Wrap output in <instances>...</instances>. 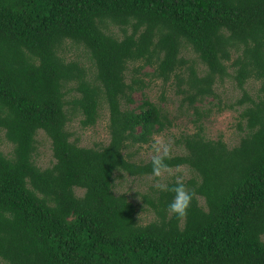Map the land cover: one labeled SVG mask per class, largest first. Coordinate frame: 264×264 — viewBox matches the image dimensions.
Instances as JSON below:
<instances>
[{"label": "trees", "instance_id": "obj_1", "mask_svg": "<svg viewBox=\"0 0 264 264\" xmlns=\"http://www.w3.org/2000/svg\"><path fill=\"white\" fill-rule=\"evenodd\" d=\"M225 78L234 100L217 91ZM152 81L158 101L143 94ZM103 105L108 142L70 140L68 124L93 126ZM225 110L237 112L233 145L206 134ZM180 116L192 128L166 163L189 173L186 214L168 209V187L116 193L123 174L154 175L139 150ZM0 142V264H264V0H0Z\"/></svg>", "mask_w": 264, "mask_h": 264}, {"label": "rangeland", "instance_id": "obj_2", "mask_svg": "<svg viewBox=\"0 0 264 264\" xmlns=\"http://www.w3.org/2000/svg\"><path fill=\"white\" fill-rule=\"evenodd\" d=\"M69 49V56H72L75 53H78V49L74 45L68 46ZM80 50V49H79ZM84 60V56H82ZM259 83L256 80H249L246 84L247 89L251 94H254L258 90ZM168 88V87H166ZM216 88L218 93L223 97L226 101L228 99L234 100L235 98L239 97L240 90L236 85L233 83L231 78H225L224 81L217 82ZM162 90L161 82L160 81H152L148 87L143 90V94L147 95L148 98L154 101H158L160 98V92ZM142 93L136 91L133 93V98L135 103L131 106H135L140 103L142 98ZM166 108L172 112L173 115L180 114L181 109L179 107L178 98L173 94L172 91H167L166 94ZM211 101V98L209 99ZM207 104V102L203 103ZM239 109V107H237ZM236 114L235 110H225L220 112L219 114H212L208 120H205L206 126V134L209 137H216L218 133H222L224 135V140L229 145H233L238 141V133L236 132ZM107 122H108V111L106 106L103 105L100 113V118L98 119L97 123L91 127L81 128L78 122V118H74L71 123L68 124V130L73 132L71 139L77 137V143L81 146H95L96 144H105L109 140V134L107 130ZM192 128V123L189 121L187 117L180 116L175 121V125L171 126L169 129L162 131L159 134L154 135V141L151 145H143L139 150V157L143 159H149L153 154V145L159 139L163 140L165 143L170 145V153L179 152L181 149L174 143L176 136H178L180 131L183 130H190ZM36 137L39 140L38 144V158L37 163L45 167L50 165L54 162V158L52 155L51 144L49 138L46 134L39 130ZM0 148L3 149L4 152L9 150L8 146L2 144L0 142ZM182 151V150H181ZM181 172L179 175L178 173ZM185 168H170L167 170L162 171L160 176L150 175V176H143V177H132L127 174H123L122 177L117 179V183L115 184L114 190L116 193H126L130 198L133 200L139 199V194L141 192H146L149 187H155L156 184H164L166 181L172 179L173 177H185L187 178V173ZM77 194H81L82 190L77 189ZM203 199L199 202L203 203ZM146 206V205H144ZM139 218L140 221L146 223L154 218V213L150 208L143 209L139 211Z\"/></svg>", "mask_w": 264, "mask_h": 264}, {"label": "clouds", "instance_id": "obj_3", "mask_svg": "<svg viewBox=\"0 0 264 264\" xmlns=\"http://www.w3.org/2000/svg\"><path fill=\"white\" fill-rule=\"evenodd\" d=\"M153 151L154 154L151 156L152 172L155 176H160L162 171L168 169L166 160L170 158V145L158 139L153 145ZM155 187L161 189L168 187V190L174 193L167 205L168 209L180 216L186 214L192 200V192L187 189L180 177H177L176 182L171 186L158 183Z\"/></svg>", "mask_w": 264, "mask_h": 264}]
</instances>
